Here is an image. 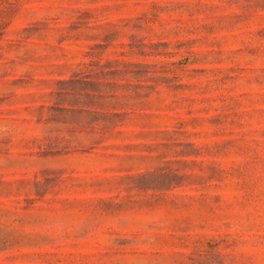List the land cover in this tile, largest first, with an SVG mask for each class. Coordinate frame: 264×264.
Listing matches in <instances>:
<instances>
[{
	"label": "rangeland",
	"instance_id": "rangeland-1",
	"mask_svg": "<svg viewBox=\"0 0 264 264\" xmlns=\"http://www.w3.org/2000/svg\"><path fill=\"white\" fill-rule=\"evenodd\" d=\"M0 264H264V0H0Z\"/></svg>",
	"mask_w": 264,
	"mask_h": 264
}]
</instances>
